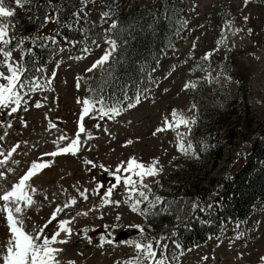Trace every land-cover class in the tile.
I'll return each instance as SVG.
<instances>
[{
  "label": "rangeland",
  "instance_id": "1",
  "mask_svg": "<svg viewBox=\"0 0 264 264\" xmlns=\"http://www.w3.org/2000/svg\"><path fill=\"white\" fill-rule=\"evenodd\" d=\"M165 1H168L172 21L182 30L172 48L165 52L157 69L151 72L155 87L147 92L138 105L122 111L114 120L85 117V128L95 137L88 141L91 151L82 148L77 157H44L54 159V162L29 182L38 191L34 196L36 204L27 211V216L30 217L25 221L27 229L33 223L43 224L48 218L54 207V204L49 203L53 196L57 203L65 199L62 188L67 189L69 195L75 196L77 193L72 185L79 182L78 187L91 191L94 186L91 182L93 176L96 181L108 184L111 178L99 168L88 171L89 166L83 163L85 157L112 168L133 156L146 164H150L153 158H158L163 171L155 179L169 178L171 183L181 189L182 195L183 189L208 186L211 179L228 177L231 165L241 162L253 141L264 131V0H247V3L245 0H94L88 3L85 11L88 13V22L100 27L104 34L103 30L109 28L112 19L135 12H154ZM4 5L13 8L16 17L30 18L35 15V0L25 2L22 8L15 5V0H8ZM108 10L114 15L108 23H103L100 14ZM245 16L248 17L247 21L244 20ZM83 22L84 19L81 18L79 24L75 21L74 25L69 24L68 27L76 28ZM49 28L53 30L52 26ZM238 29L242 30L237 31ZM248 29L252 30L251 33ZM113 31L110 30L108 34ZM222 36L226 39L218 46L217 41ZM54 45L64 51L59 50L43 69L44 77L50 78L52 72H56L55 78L51 80L52 90H38L27 97V111L23 110L22 105L11 117L7 115V111L0 112V136L3 137L0 140V151L7 155L13 146L17 143L20 145L7 164L0 166V171H5L7 175L6 180H0V185L5 188H10L41 152L54 150L52 142L59 135L74 137L82 109L77 98L89 97L90 81L102 72L99 68L93 72H86L85 69L109 49L104 40L97 48L90 47L87 40H78L75 45H63L60 39H57L56 44L46 42V46ZM85 45L89 49L87 53L82 51ZM214 49L218 50L213 51ZM210 51L213 55L209 62L203 61L201 57ZM13 55L19 59L18 52ZM78 56L83 58H74ZM108 65L109 63L104 65V70ZM208 73H211V83L208 82ZM78 78L79 89L76 87ZM188 82L195 83L196 87L185 89L184 85ZM221 95L235 102L237 114L220 131L219 138L224 143L223 156L214 169H211L208 160H197L189 165L182 158L185 155L177 150L175 132L166 130L152 134L162 125L164 117L171 119L172 109L195 119L201 114L199 101L203 104L210 100L218 106L216 101ZM37 100L42 102V107H35ZM218 109L213 112L218 113ZM9 121L12 124L10 128L7 126ZM49 122L56 126L49 129ZM97 123L100 124L99 128L96 127ZM233 127L239 131L232 141L235 144L227 142L225 138ZM180 131L187 132V129L181 127ZM129 139L133 141L130 145L126 144ZM189 140L192 142L191 135L185 138V142ZM207 151V145L202 144L199 154ZM2 159L3 156H0V160ZM8 168L14 171L7 173ZM146 182L151 183L155 195L164 197L160 191L155 190L156 183L152 182V178H147ZM45 195L48 200L44 199ZM125 195L123 188H118L113 199L123 200ZM97 200L98 198L93 200L90 197V202ZM89 206L90 203L78 201L76 208L86 209ZM160 207L162 206L158 205L157 209ZM104 211L109 213L104 220H98L90 214L86 219L81 218L74 227L79 229L85 224H112L119 212L122 219L120 227L114 233L118 239V235L129 224L143 223V217L132 213L124 203L118 209L106 208ZM103 231L102 227H98L96 232L89 233L93 241L91 244L82 236H75L70 242L60 245L64 249L60 256L62 264H68V261H75V264H117L119 261L123 264V261L136 255L135 249L125 244H105L99 247V234ZM135 231L136 234L125 240H136L139 233L136 229ZM238 233H242L239 238ZM7 234L5 221L0 218V252L4 250ZM157 255L159 256V252ZM261 256H264V206L257 209L244 223L230 222L221 237L210 238L203 246L180 255L176 264H260ZM204 257L207 259H203Z\"/></svg>",
  "mask_w": 264,
  "mask_h": 264
},
{
  "label": "snow or ice",
  "instance_id": "2",
  "mask_svg": "<svg viewBox=\"0 0 264 264\" xmlns=\"http://www.w3.org/2000/svg\"><path fill=\"white\" fill-rule=\"evenodd\" d=\"M25 2L30 0H15V5L23 7ZM89 2L94 0H79L80 9L73 13V17L77 24H79L81 18L85 23L88 22V13L85 11ZM247 3V0H245ZM47 8L51 11H45L43 16V23L47 24L60 23L59 9L52 4L51 0H47ZM38 8L44 7V5H37ZM114 15L111 10L104 11L100 14V19L103 23H108L109 19ZM14 17V9L11 7H5L4 0H0V112L7 111L9 117L13 113H17L22 105L23 110L27 111V97L34 94L36 91H45L51 89V80L55 78L56 72L53 71L51 77H44L41 82L39 75H29L30 67L29 63L32 59V53L36 41H41L40 46L43 47L44 43H57V35L49 36H27L17 35L16 24L14 21L11 23L5 22V20H11ZM244 20L247 21L248 17L245 16ZM71 27V26H69ZM119 22L115 19L111 20L108 29H104V36L102 37L104 42L109 45V49L96 59L90 67L86 68V72H93L96 69L104 71V65L110 60L112 51L117 48L115 39H112L108 33L110 30H118ZM238 29L237 31H241ZM251 29L248 32L251 33ZM87 39V34L85 33ZM226 37H221L217 41L219 46ZM67 41V37H64ZM69 44L75 45L76 41H67ZM26 43L31 45L26 47ZM91 43L95 46H99L98 42L92 40ZM195 48V45H193ZM61 52L63 48L59 49ZM218 49H214L216 51ZM84 53L89 51L87 45L82 49ZM19 53V59L15 58L13 53ZM213 52H207L201 59L205 62H209ZM75 59H82L83 56L74 57ZM59 65L57 64V67ZM203 70V69H202ZM41 68H37L36 72H40ZM110 72L111 69L109 68ZM231 80V77H228ZM208 82L211 83V73H208ZM79 89V78L76 84ZM195 88L196 84L193 82L185 83L184 88ZM128 85L124 86L123 95L120 100L114 101L111 95L106 96L103 89L88 88V91L93 93L91 97H84L83 99L77 98V103L82 105L81 113L79 115L78 129L74 137H68L65 134L59 135L52 143L54 150L41 152L36 160L30 163V166L19 176L18 180L11 184L10 188H5L0 185V218H3L8 230L6 237V243L4 245L3 252H0V264H62L60 259L61 253L64 249L60 245L68 243V241L75 236H82L89 244H91L92 236L90 232H96L98 227L104 229L103 233L99 234V247H103L105 244L114 246L117 244H125L135 249L136 255L129 257L123 264H171L168 260L167 243H161L168 239V237L161 234L158 238L155 236L145 235V226L142 224H129L128 228H135L140 234L138 240H118L114 233L117 228L120 227V221L122 219L119 212L115 215V222L112 224L104 223L103 225H88L85 224L82 228H75L74 225L79 222L78 218H88L92 214L98 220H104L106 208L118 209L122 203L127 204L132 213H136L145 218L147 221L149 215L167 214L169 212V206L165 203V199L162 196L155 195L152 191L151 183L146 182L147 178H152V182L159 185V180L155 179L163 171V166L159 165V159L153 158L150 164H146L142 161H138L136 157H129L126 161H120L114 168L106 166L103 163L97 164L95 161L85 157L83 163L88 167V171L99 168L103 173H106L109 180L105 185L103 181H96L95 176L91 177V182L94 184L91 191L88 188L81 189L77 184L72 185L77 195H69L67 189H61L62 194L65 195V199L59 203L56 202L55 196L49 201L50 204H54L52 211L43 224H32L30 229L26 228L25 221L30 219L27 216V211L33 205L36 204L34 196L38 189L29 183L33 177L40 174L45 168L51 167L54 159H44V157L55 158L58 155H71L77 157L81 149L91 151V146L88 145V141L95 137L90 131H87L84 124L85 117L100 119L107 118L114 120L121 114L126 108L130 109L140 103L141 96L139 90L136 91L134 96L129 97L127 94ZM45 99H47L45 97ZM43 104L37 100L35 107L40 108ZM192 107H195L193 105ZM171 119L164 117L163 123L160 127H157L153 131V135L157 133L170 130L175 132L178 144L177 150L185 156L191 155L193 158L199 159V154L196 147L189 140L185 142V138L191 134V125L195 124L194 118H188L177 109H172ZM7 126H12L11 121ZM24 126H27V122H24ZM55 124L49 122V129L55 127ZM97 128L100 124L97 123ZM181 127L187 129V132H181ZM107 131V129H105ZM7 135V133H5ZM83 137V138H82ZM3 137L0 136V140ZM26 143V142H25ZM133 141L131 139L126 141V144L130 145ZM20 147L19 143L11 148V150L4 154L0 151V156L3 159L0 160V166L6 165L9 158ZM175 159V158H173ZM16 163H19L16 161ZM159 165V166H158ZM14 170L12 168L7 169V173H11ZM7 175L5 171H0V180H6ZM118 188H123L126 194L124 199H113V194ZM103 190V191H102ZM90 197L96 202H90ZM45 200H48V196H44ZM78 201L90 203V206L86 209H77ZM142 205L144 207H142ZM161 205L159 209L157 206ZM192 209L198 207L196 203L192 204ZM210 208L211 205H208ZM239 227V224L236 225ZM151 228V225H148ZM175 235V233H173ZM242 233L237 234V238ZM175 243L176 249H180V255H183V249L179 243ZM155 245V246H154ZM159 252V256L157 253ZM242 255V254H241ZM173 259L177 260L178 257L173 253ZM203 259H207L204 257ZM68 264H75V261H68ZM117 264H120L118 261ZM260 264H264V256L260 257Z\"/></svg>",
  "mask_w": 264,
  "mask_h": 264
},
{
  "label": "trees",
  "instance_id": "3",
  "mask_svg": "<svg viewBox=\"0 0 264 264\" xmlns=\"http://www.w3.org/2000/svg\"><path fill=\"white\" fill-rule=\"evenodd\" d=\"M8 0H4L6 4ZM35 15L30 18L16 17L5 20L16 24L17 35L49 36L57 35L63 45H71L67 41L87 40L90 47L97 48L92 40L101 44L103 42L102 29L85 21L76 28H69L75 23L73 13L80 9L79 0H51L59 9L60 23H43L47 0H35ZM170 2V1H169ZM165 4V5H164ZM168 1L161 2L154 12H135L123 15L116 20L119 22L118 30L108 34L117 42L116 54L109 67L90 81L92 89H103L106 96L111 95L114 101L120 100L124 86L128 85L127 94L134 96L137 90L143 99L147 92L155 87L151 79V72L156 70L158 63L164 58L167 50L176 42L181 27L175 26L172 14L167 6ZM37 5H44L38 8ZM53 30L51 31V28ZM63 30V31H62ZM63 32L61 35L60 32ZM87 34V39L85 38ZM67 37V41L64 40ZM37 40L30 60L29 75H39L43 80V69L47 67L59 52V46H40ZM26 47L28 45L26 43ZM41 68L40 72H36ZM111 69L109 72L108 69ZM93 93L89 92V97ZM215 106L210 100L201 104V114L195 118L191 126V136L194 146L199 154L200 146L206 144L208 151L199 154L195 159L191 155L182 158L190 165L197 160H208L211 169L217 166L223 156L224 143L219 138L220 131L236 114L235 102L221 95ZM219 108V109H218ZM125 106V110H127ZM203 109V110H202ZM218 109V113L213 110ZM239 131L236 127L230 128L226 141L232 143ZM212 157V159H211ZM155 190L164 195L165 203L169 206L167 214L149 215L147 221L143 217L145 235L159 237L161 234L168 237L161 243H167V257L171 264H176L173 253L180 256L179 243L183 254L190 249L204 245L210 238L221 237L230 222H246L255 211L264 206V131L254 140L245 158L239 164L231 165L228 177L211 179L208 186L182 190L171 183L167 177L155 184ZM198 207L192 209V204ZM208 205H211L209 208ZM151 228H148V225ZM175 233V235H173ZM140 234L136 240L140 239ZM155 246V245H154Z\"/></svg>",
  "mask_w": 264,
  "mask_h": 264
},
{
  "label": "water",
  "instance_id": "4",
  "mask_svg": "<svg viewBox=\"0 0 264 264\" xmlns=\"http://www.w3.org/2000/svg\"><path fill=\"white\" fill-rule=\"evenodd\" d=\"M135 229L134 228H127L125 231L121 232L118 235V240H124L130 238L133 234H135Z\"/></svg>",
  "mask_w": 264,
  "mask_h": 264
},
{
  "label": "bare ground",
  "instance_id": "5",
  "mask_svg": "<svg viewBox=\"0 0 264 264\" xmlns=\"http://www.w3.org/2000/svg\"><path fill=\"white\" fill-rule=\"evenodd\" d=\"M114 55H115V51H112V53H111V57H110V60H109V62L108 63H110L111 62V59H113L114 58ZM81 218H78V220H80ZM75 237V235L70 239V241L73 239ZM69 241V242H70Z\"/></svg>",
  "mask_w": 264,
  "mask_h": 264
}]
</instances>
